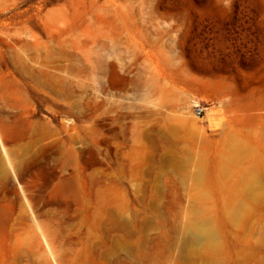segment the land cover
Instances as JSON below:
<instances>
[{"label":"rangeland","instance_id":"1","mask_svg":"<svg viewBox=\"0 0 264 264\" xmlns=\"http://www.w3.org/2000/svg\"><path fill=\"white\" fill-rule=\"evenodd\" d=\"M0 264H264V0H0Z\"/></svg>","mask_w":264,"mask_h":264},{"label":"built area","instance_id":"2","mask_svg":"<svg viewBox=\"0 0 264 264\" xmlns=\"http://www.w3.org/2000/svg\"><path fill=\"white\" fill-rule=\"evenodd\" d=\"M201 112H202V110H198V113H197V115H200V114H201Z\"/></svg>","mask_w":264,"mask_h":264},{"label":"bare ground","instance_id":"3","mask_svg":"<svg viewBox=\"0 0 264 264\" xmlns=\"http://www.w3.org/2000/svg\"><path fill=\"white\" fill-rule=\"evenodd\" d=\"M254 186V185H253ZM116 246H119V243H118V241L116 242Z\"/></svg>","mask_w":264,"mask_h":264}]
</instances>
